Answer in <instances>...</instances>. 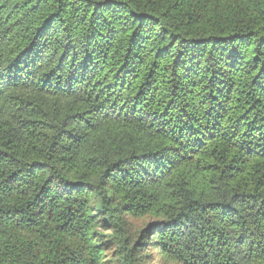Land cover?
I'll list each match as a JSON object with an SVG mask.
<instances>
[{"label":"trees","instance_id":"obj_1","mask_svg":"<svg viewBox=\"0 0 264 264\" xmlns=\"http://www.w3.org/2000/svg\"><path fill=\"white\" fill-rule=\"evenodd\" d=\"M264 264V0H0V264Z\"/></svg>","mask_w":264,"mask_h":264},{"label":"rangeland","instance_id":"obj_2","mask_svg":"<svg viewBox=\"0 0 264 264\" xmlns=\"http://www.w3.org/2000/svg\"><path fill=\"white\" fill-rule=\"evenodd\" d=\"M162 264H164V263H162ZM168 264V263H167Z\"/></svg>","mask_w":264,"mask_h":264}]
</instances>
